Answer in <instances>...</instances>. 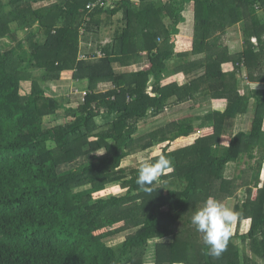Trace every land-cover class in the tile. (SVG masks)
I'll return each instance as SVG.
<instances>
[{"label": "trees", "instance_id": "obj_1", "mask_svg": "<svg viewBox=\"0 0 264 264\" xmlns=\"http://www.w3.org/2000/svg\"><path fill=\"white\" fill-rule=\"evenodd\" d=\"M191 1L194 37L189 48L177 50L173 37ZM113 4L0 0V40L13 43L0 48V264H149L150 246L151 264H264V0ZM119 13L121 26L100 44L104 55L80 59L82 30L100 36ZM237 25L244 49L231 52L220 35ZM144 55L149 61L136 71L116 67H134ZM66 70L89 82L76 107L47 93ZM178 73L186 75L185 84L166 82ZM105 83L109 88L99 91ZM210 100L226 106L207 109ZM185 104L204 111L141 128ZM249 115L250 129L232 132L225 144L229 128ZM58 117L72 119L45 125ZM143 152L146 163L167 155L173 164L146 186L150 191L136 184L142 165L122 166ZM255 159H261L256 168ZM231 163L244 169L228 178ZM241 186L244 198H236ZM209 196L226 206L234 201L237 222L250 221L244 243L231 237L219 258L207 254L203 234L190 222ZM122 233L124 240L108 243Z\"/></svg>", "mask_w": 264, "mask_h": 264}, {"label": "rangeland", "instance_id": "obj_2", "mask_svg": "<svg viewBox=\"0 0 264 264\" xmlns=\"http://www.w3.org/2000/svg\"><path fill=\"white\" fill-rule=\"evenodd\" d=\"M45 4H48V3L47 2H39L35 6H40V5H45ZM187 17H189V16H187ZM194 22H195V16H194V13H193V18L191 20L189 18V20L187 21L186 25H181V23L179 24V29L182 28V29H180V34L185 35V38H187V39H184V40H187L188 42H191V40L194 37V34H193V32H194V28H193ZM116 26L118 27L119 24H117ZM113 28H115V27H113ZM238 29H240V25H237V26H234L232 28L227 29L224 34L220 35V43L225 45V46H228L229 49L230 48H232V50L240 49L239 51H242L244 49V40H243V37H242V31L241 30L236 35V30H238ZM191 31H192V34H191L192 37L191 38L186 37L188 35V33H190ZM101 34H102L101 35L102 40H104V41H106L108 43V42H111L110 39H108V37H110L112 39L113 38L112 34H114V31H109L108 28H106V29L105 28H101ZM180 34H178V35L176 34L173 37V40L178 38V39L175 40V43H178L179 45H181ZM106 42H104V43H106ZM12 44H13L12 42L9 43L6 40H0V48L2 47L4 49L7 46H10ZM176 49L179 50L178 47ZM239 51H236V52H239ZM204 56H205L204 54L203 55H197V56L195 55V56H191V59L203 58ZM231 66L232 65L229 64V65L224 66V67H225V69H227V68H231ZM243 71H244V74H246L245 68H243ZM181 75H183V76H181ZM172 79L177 80L180 83V85L185 84L186 81H187L185 79L184 73L175 74V75L169 76V77H167L166 81L167 80L171 81ZM64 84H67L65 80L64 81L60 80L59 82H56L55 84H52L51 88L49 89V91L47 93L49 95H51V96H60L61 91L65 92V89H63V87H61V86H64ZM243 86H245V85L242 84V87ZM252 86H255V84H253ZM103 88H104V86H102V89ZM252 90H254V89H252ZM243 91H244V89H243ZM74 92H78V94L82 93L81 90H75ZM207 104L205 106V107H207V109L209 108L208 106H211L212 108H220V109H223L226 106V104L223 103L222 100H212L209 105H207ZM212 104H214V106ZM203 111L201 109H195L194 111H191L190 106L188 104H185L183 107L177 108L175 111H167L165 115L163 114L162 116L158 117L157 119L153 118V119H149L147 122H142L140 126H141L142 129L144 128V130H148L149 128L152 129L153 125H154V127L156 125L160 126L161 124H164L165 122H167L169 120L177 119V118H181V117H187V116L189 117L191 114L192 115H194L195 113L196 114H200ZM71 119H72L71 117H68V118H66V117L65 118L61 117L60 118V117H58V119H56L52 123H50L49 121L46 120L45 121V125L46 126H51V125L64 124L65 122L70 121ZM251 123H252V116L251 115L243 116L235 123L234 128H236V129L245 128L246 130H248L251 127ZM232 132H235V130H233V128L231 129V127H230L228 134L223 137V142L225 144L229 142V136L232 134ZM198 134L199 133H197L195 135L193 134V136H191L190 138H181L180 140L178 139V140H176L174 142H171L172 143V148H178V147H181V146H183V145H185V144H187V143H189L191 141H194V139L198 136ZM164 145L165 144L160 145L158 147H155L153 149L152 153L154 155L160 153L161 149L163 148ZM103 152L104 151H100V152H98V154H102ZM146 153H148V152H145V153L143 152V153L134 154V155L129 156L127 159H125L123 161L122 166L129 168V167H138V166L143 165L149 159L148 156L144 155ZM257 158H259V156ZM259 160H261V159H255L252 162L253 167L256 168L258 166V161ZM262 161H263V164H262V169H261V173H260V185L259 186H261L262 182L264 181V160H262ZM241 169H244V164L241 167L240 165H236L234 163H231L230 165H228L225 174H226V176L228 178H232L236 174L240 173ZM259 186L258 187L254 186V190L259 188ZM245 191H246V189L243 186H241L239 191H238V193H237V195H236V198L240 197L242 194L245 195ZM114 192H115V194H119V193H121L123 191L122 190H117V191H114ZM243 196H241V198H244ZM233 204H234V201H232V203H230L228 205V207H232ZM247 221L243 220L240 223L236 222L235 224L232 225V229H231L232 237H234V241H237L240 246L244 243V242H242L241 235H243V234L246 235L247 231H248V229L250 227L249 223ZM126 235H127V233H122V234H119L117 236L108 238L107 241H108V243L110 245L117 244V243L121 242L122 240H124ZM249 243H250L249 239H246L245 240V244L249 245ZM153 248L154 247L150 246L149 250H148V253H147L146 260H147V262L149 264L153 263V260H152L153 254H154ZM247 249H248V246L246 247V250Z\"/></svg>", "mask_w": 264, "mask_h": 264}, {"label": "clouds", "instance_id": "obj_3", "mask_svg": "<svg viewBox=\"0 0 264 264\" xmlns=\"http://www.w3.org/2000/svg\"><path fill=\"white\" fill-rule=\"evenodd\" d=\"M252 40L255 41V38ZM172 167L171 159L167 155H161L153 162L145 163L139 168L136 184L142 189L150 191L151 189L146 186L158 182L159 178L171 171ZM239 218L238 211L209 196L203 206L198 207L192 214L190 222L198 233L203 234V243L207 248V254L219 258L227 250L232 237V225Z\"/></svg>", "mask_w": 264, "mask_h": 264}, {"label": "crops", "instance_id": "obj_4", "mask_svg": "<svg viewBox=\"0 0 264 264\" xmlns=\"http://www.w3.org/2000/svg\"><path fill=\"white\" fill-rule=\"evenodd\" d=\"M193 6H194V1H191L190 3L187 4L186 9L184 10V12L186 14L183 12V15L185 17V21L181 22V25H186L187 24V21L189 20V18H190V20L193 18V13H194ZM186 15L189 16V17H187ZM117 24H119L118 27L116 26ZM121 24H122L121 14L119 13L116 16H114L113 19H112V21H110L108 23V25H106L104 28L105 29L108 28L109 31H114V33H115V31L121 26ZM113 27H115V28H113ZM193 28H194V25H193ZM180 29H182V28H180ZM180 29H179V33L178 34H180ZM240 30H241V28L238 29V30H236V35H237V33ZM191 34H192V31L190 33H188V35L186 37L191 38L192 37ZM193 34H194V32H193ZM112 35H114V34H112ZM108 39H110V41L112 40L110 37H108ZM176 39H178V38H176ZM184 39H187V38H185V35L180 34L181 45H179L178 43H176V46L178 47L179 50L180 49L181 50L182 49H187L192 44V40H191V42H188L187 40H184ZM104 42H106V41L102 40L101 34L99 36L95 32H87L86 34H84V35L81 36L79 52H80V54H87V55L95 54L96 51L100 50V48H101L100 47V44H106L107 43V42L106 43H104ZM230 50H231V52H236V51H239L240 49L232 50V48H230ZM201 55H203V54H201ZM196 59H199V58H196ZM148 61L149 60H148L147 56L144 55V58H143L142 63H140V64H131L134 67L129 68L128 66H123V65L122 66H119V64H117L116 67L120 71H125V70H127V71L134 70V71H136V70L140 69L144 64L148 63ZM229 69L230 68H227L225 70H229ZM178 74H181V73H178ZM181 76H183V75H181ZM185 79L187 80L186 75H185ZM60 80L61 81H64L65 80L66 83H67V84H64V86H61V87H63V89H65V92L64 91H61V94H60V96H63V98L65 100V105L67 107H76L79 104H81V103L84 102L85 96L83 95V93L86 92V91H88V88H89V82H88L87 79L76 80V79L73 78V70H66L62 74V77H61ZM59 81H57V82H59ZM168 81L169 80H167L166 82H168ZM55 83H51L50 86L52 84H55ZM101 85L102 84H100L99 87H98V90L99 91L102 90V86ZM109 85L110 84H108V83L106 84L105 83V88H109L108 87ZM246 85L249 86L250 85V82L247 81ZM75 90H81L82 93H79L78 94V92H74ZM212 105L214 106V104H212ZM239 129L240 128H238V129L234 128L235 132H238ZM247 222L249 223V221H247Z\"/></svg>", "mask_w": 264, "mask_h": 264}, {"label": "built area", "instance_id": "obj_5", "mask_svg": "<svg viewBox=\"0 0 264 264\" xmlns=\"http://www.w3.org/2000/svg\"><path fill=\"white\" fill-rule=\"evenodd\" d=\"M114 0H99V5H101L103 8H114ZM87 32H86V30H82V35H84V34H86ZM97 56H103L104 55V52H102L101 50H98V51H96V53H95ZM89 56L90 55H87V54H80L79 53V57H80V59H87V58H89ZM101 86H104V88L101 90V91H105L107 88H105V84L103 85H101ZM85 94H86V92H84L83 93V95L85 96Z\"/></svg>", "mask_w": 264, "mask_h": 264}]
</instances>
